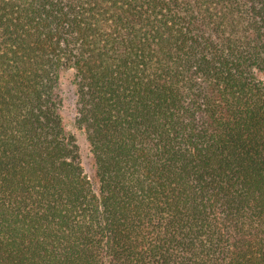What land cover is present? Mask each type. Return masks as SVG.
<instances>
[{
  "label": "trees",
  "instance_id": "trees-1",
  "mask_svg": "<svg viewBox=\"0 0 264 264\" xmlns=\"http://www.w3.org/2000/svg\"><path fill=\"white\" fill-rule=\"evenodd\" d=\"M260 75L264 0H0V264H264Z\"/></svg>",
  "mask_w": 264,
  "mask_h": 264
},
{
  "label": "rangeland",
  "instance_id": "rangeland-1",
  "mask_svg": "<svg viewBox=\"0 0 264 264\" xmlns=\"http://www.w3.org/2000/svg\"><path fill=\"white\" fill-rule=\"evenodd\" d=\"M264 80V76H259ZM73 72L67 71L61 79L60 95L62 97L61 116L63 125L67 135H72L75 139L76 147L80 156V161L86 175L94 174V157L91 153L90 144L87 141L84 130H81L75 125V97L73 95L74 87L72 84Z\"/></svg>",
  "mask_w": 264,
  "mask_h": 264
}]
</instances>
